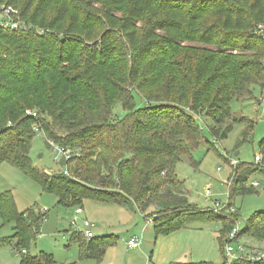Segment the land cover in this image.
Listing matches in <instances>:
<instances>
[{"label":"trees","instance_id":"trees-1","mask_svg":"<svg viewBox=\"0 0 264 264\" xmlns=\"http://www.w3.org/2000/svg\"><path fill=\"white\" fill-rule=\"evenodd\" d=\"M1 5L16 8L30 26L0 28V163L14 164L65 205L90 197L133 207L150 219L156 235L209 219L210 209L189 202L176 164L202 141L199 119L212 121L209 131L217 140L227 136L232 121L246 124L243 139L252 130L253 122L233 114L230 103L249 97L255 84L264 87V39L256 33L264 23V0H0ZM27 108L37 117L26 116ZM34 124L59 146L78 151L64 161L68 174L33 165ZM259 146L264 156V141ZM236 165L230 198L252 192L247 174L262 167L252 163L240 173ZM0 216L14 223L21 264H55L42 252L21 253L38 233L42 214L19 211L5 190ZM223 217L216 216L223 223L222 250L236 221ZM69 234L80 257L97 260L110 238ZM252 234L264 240V225Z\"/></svg>","mask_w":264,"mask_h":264},{"label":"rangeland","instance_id":"rangeland-1","mask_svg":"<svg viewBox=\"0 0 264 264\" xmlns=\"http://www.w3.org/2000/svg\"><path fill=\"white\" fill-rule=\"evenodd\" d=\"M182 44L197 46L201 43L183 40ZM136 100L137 104L142 103L140 98L136 97ZM258 103L260 106H257ZM230 106L233 114L253 122V128L245 139L242 132L246 124L232 121L227 136L217 140L209 131L212 121L209 118L199 119L204 137L191 151V157H183L175 168L177 176L184 180L191 203L200 209H208L213 207V202H219L220 215L212 212L209 219L189 222L164 236L156 235L152 225L147 226L145 218L133 207L90 197H82L79 205L59 203L56 194L43 191L37 181L14 164L4 161L0 163V193L10 190L19 211L30 210L43 217L36 236L27 247L20 249H26L30 256L41 252L48 254L55 264H175L166 262V259L170 248H176L183 255L179 262L206 260L221 264L220 231L223 223L216 216L222 218V214L229 215L223 217L226 219L236 218L233 225H237L239 235L234 243L264 246V240L252 234L258 226L264 225V164L247 174L245 185L252 187V192L230 198L228 187L235 167L231 165L232 159L237 161L241 173L244 168L254 166V155L261 152L259 142L264 141V87L253 85L249 97L232 99ZM115 112L121 117L124 114L120 105L116 106ZM55 155L54 148L46 145L44 133L35 132L29 151L33 165L51 174L64 170V160H55ZM78 206L83 213L76 215V230H82L81 222L87 219L92 224L93 236L110 235L100 260L80 257L78 244L70 241L69 232L73 229L70 220ZM251 217L253 222L248 224ZM13 225V222L4 223L0 216V264H21L22 255L17 252L13 239ZM132 235L141 237L138 248L127 246V240Z\"/></svg>","mask_w":264,"mask_h":264},{"label":"built area","instance_id":"built-area-1","mask_svg":"<svg viewBox=\"0 0 264 264\" xmlns=\"http://www.w3.org/2000/svg\"><path fill=\"white\" fill-rule=\"evenodd\" d=\"M30 25L27 24V22L22 19L18 15V11L13 8L12 6H6L1 5L0 6V28L3 29H11V30H20V29H26ZM256 33H258L263 39H264V23H260L257 26ZM262 101V99H260ZM260 100L258 102H260ZM257 106H260V103H258ZM24 114L28 117L35 118L37 117V112L33 111L31 109H25ZM33 131L41 133L43 129L40 127L39 124L33 125ZM44 137L45 133H44ZM49 146L54 148V151L56 152V155L54 157L55 160L62 159L64 161H67L74 156L78 154L77 150H74L72 148H64L62 146H59L54 141H52L49 138H46ZM237 164V161L232 159L231 165L235 166ZM255 165H263L264 164V158L261 152L254 155V163ZM65 174H68V169L65 165V169L63 170ZM232 178V176H231ZM221 204L219 202H213V207L208 208L212 212H216L217 215H220V212H222ZM228 208V207H226ZM83 210L80 206L75 208V216L72 217L70 220V224L72 226V231L80 232L84 238L90 239L93 236V233L91 231L92 224L89 223L87 219L82 220V230H76L77 225V218L76 215L82 214ZM226 215L227 214H222ZM238 229L237 225L236 227H232V229L228 232L227 236L225 237L224 244H223V250H222V256L223 261L221 264H231L235 261H246L250 264H264V246L256 247V246H248L243 243L237 242L234 243L236 238L238 237ZM141 237L139 236H133L127 241L128 248L135 249L140 246ZM21 253H25V249L21 250Z\"/></svg>","mask_w":264,"mask_h":264},{"label":"crops","instance_id":"crops-1","mask_svg":"<svg viewBox=\"0 0 264 264\" xmlns=\"http://www.w3.org/2000/svg\"><path fill=\"white\" fill-rule=\"evenodd\" d=\"M189 196V195H188ZM189 198V197H188ZM189 202L191 203V201H190V199H189ZM140 214V213H139ZM141 215V214H140ZM142 216V215H141ZM146 220V219H145ZM147 221V223H148V225L147 226H150V224H151V222H150V219H147L146 220ZM152 225V224H151ZM154 231V230H153ZM102 235H109V234H101V235H98V236H102ZM133 236H137V235H132V236H130V238L131 237H133ZM151 236V235H150ZM129 238V239H130ZM128 239V240H129ZM127 240V241H128ZM222 253V252H221ZM169 254V255H168ZM167 254V259H166V262H169V263H172V262H174L175 264L177 263V262H179V260H182V258H183V255H182V252L180 251V250H178V249H176V248H170V250H169V253Z\"/></svg>","mask_w":264,"mask_h":264}]
</instances>
